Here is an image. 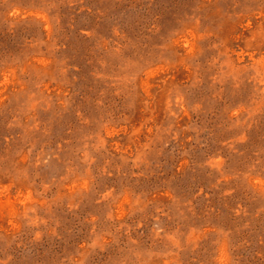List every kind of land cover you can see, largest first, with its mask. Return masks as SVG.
Returning <instances> with one entry per match:
<instances>
[{
    "label": "rangeland",
    "instance_id": "374dc122",
    "mask_svg": "<svg viewBox=\"0 0 264 264\" xmlns=\"http://www.w3.org/2000/svg\"><path fill=\"white\" fill-rule=\"evenodd\" d=\"M0 264H264V0H0Z\"/></svg>",
    "mask_w": 264,
    "mask_h": 264
}]
</instances>
